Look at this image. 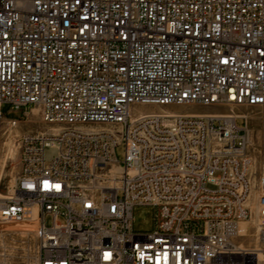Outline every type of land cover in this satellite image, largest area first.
Here are the masks:
<instances>
[{
  "label": "built area",
  "instance_id": "built-area-1",
  "mask_svg": "<svg viewBox=\"0 0 264 264\" xmlns=\"http://www.w3.org/2000/svg\"><path fill=\"white\" fill-rule=\"evenodd\" d=\"M6 105L59 125L17 138L0 199L3 221L37 207V264H264V167L235 110L264 126V0H0V122ZM199 106L228 110L179 109Z\"/></svg>",
  "mask_w": 264,
  "mask_h": 264
},
{
  "label": "rangeland",
  "instance_id": "rangeland-1",
  "mask_svg": "<svg viewBox=\"0 0 264 264\" xmlns=\"http://www.w3.org/2000/svg\"><path fill=\"white\" fill-rule=\"evenodd\" d=\"M160 107L144 106L142 110H159ZM180 110L225 111L216 107H179ZM238 113L249 115L247 118V148L254 159L253 170L259 172L264 167V126L260 119L261 110L258 107H237ZM5 119L0 122V191L7 194L20 172L19 148L17 138L24 132L50 130L59 125H49L42 121L39 109L33 108L24 114L23 110L14 111L8 105L2 109ZM21 118L18 126L12 127L8 119ZM239 127H243L244 119H237ZM87 127V126H85ZM100 127V126H96ZM243 132V130H242ZM10 134V136H9ZM251 134V135H250ZM48 156L56 153L55 148H47ZM120 161L124 158V147L116 149ZM13 182V183H12ZM155 209L150 205H137L134 208L133 227L137 232H149L154 228ZM47 223L51 218L47 217ZM0 220V264H37L36 238L33 228L27 223Z\"/></svg>",
  "mask_w": 264,
  "mask_h": 264
},
{
  "label": "bare ground",
  "instance_id": "bare-ground-1",
  "mask_svg": "<svg viewBox=\"0 0 264 264\" xmlns=\"http://www.w3.org/2000/svg\"><path fill=\"white\" fill-rule=\"evenodd\" d=\"M244 115V114H243ZM247 118H249V115H245ZM251 135V134H250ZM9 136H10V134H9ZM247 142H248V136H247ZM14 181H16V178H14ZM13 183V182H12ZM5 197V194H3L1 191H0V199H3ZM36 218H37V207H34L33 209H32V217L31 218H27V219H24V220H22V221H19V222H22V223H27L26 225L28 226V227H31V228H35L36 227V225H37V220H36ZM13 222V221H12ZM17 223V222H16ZM15 223V224H16Z\"/></svg>",
  "mask_w": 264,
  "mask_h": 264
}]
</instances>
